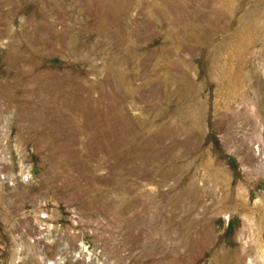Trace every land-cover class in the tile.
<instances>
[{
    "label": "rangeland",
    "instance_id": "1",
    "mask_svg": "<svg viewBox=\"0 0 264 264\" xmlns=\"http://www.w3.org/2000/svg\"><path fill=\"white\" fill-rule=\"evenodd\" d=\"M0 264H264V0H0Z\"/></svg>",
    "mask_w": 264,
    "mask_h": 264
}]
</instances>
